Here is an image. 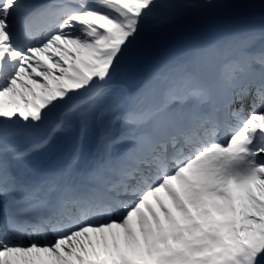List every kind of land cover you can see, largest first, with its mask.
Here are the masks:
<instances>
[{
    "label": "snow or ice",
    "instance_id": "obj_1",
    "mask_svg": "<svg viewBox=\"0 0 264 264\" xmlns=\"http://www.w3.org/2000/svg\"><path fill=\"white\" fill-rule=\"evenodd\" d=\"M0 264H264V0H0Z\"/></svg>",
    "mask_w": 264,
    "mask_h": 264
},
{
    "label": "trees",
    "instance_id": "obj_2",
    "mask_svg": "<svg viewBox=\"0 0 264 264\" xmlns=\"http://www.w3.org/2000/svg\"><path fill=\"white\" fill-rule=\"evenodd\" d=\"M207 23L208 22L194 24L187 30L179 32L177 35L161 43L156 60L182 58L188 52L191 44L198 38ZM217 24L221 25V22L218 21ZM220 28L221 26L216 32L217 35L219 34Z\"/></svg>",
    "mask_w": 264,
    "mask_h": 264
},
{
    "label": "rangeland",
    "instance_id": "obj_3",
    "mask_svg": "<svg viewBox=\"0 0 264 264\" xmlns=\"http://www.w3.org/2000/svg\"><path fill=\"white\" fill-rule=\"evenodd\" d=\"M194 24H200V22L197 23H188V24H183L181 26H178L177 28L165 33L162 37V42H165L166 40L170 39L171 37L177 35L179 32H183L185 30H187L189 27H191ZM235 30L233 28V26L231 25L230 22H223V24L221 25V28L219 29V34L220 36H224L227 35L230 31ZM173 60H178V59H172V60H166V59H162V60H155V63H166V62H171ZM150 70V67L149 69Z\"/></svg>",
    "mask_w": 264,
    "mask_h": 264
},
{
    "label": "bare ground",
    "instance_id": "obj_4",
    "mask_svg": "<svg viewBox=\"0 0 264 264\" xmlns=\"http://www.w3.org/2000/svg\"><path fill=\"white\" fill-rule=\"evenodd\" d=\"M64 158L62 156L46 157L43 161L42 167L45 170H52L63 165Z\"/></svg>",
    "mask_w": 264,
    "mask_h": 264
}]
</instances>
